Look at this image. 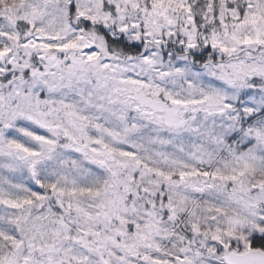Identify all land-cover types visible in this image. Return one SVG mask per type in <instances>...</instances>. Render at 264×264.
Wrapping results in <instances>:
<instances>
[{
	"label": "snow or ice",
	"instance_id": "obj_1",
	"mask_svg": "<svg viewBox=\"0 0 264 264\" xmlns=\"http://www.w3.org/2000/svg\"><path fill=\"white\" fill-rule=\"evenodd\" d=\"M0 264H264V0H0Z\"/></svg>",
	"mask_w": 264,
	"mask_h": 264
}]
</instances>
